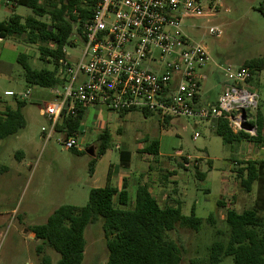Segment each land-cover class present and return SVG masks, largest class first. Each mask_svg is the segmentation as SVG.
Returning a JSON list of instances; mask_svg holds the SVG:
<instances>
[{
  "label": "rangeland",
  "instance_id": "374dc122",
  "mask_svg": "<svg viewBox=\"0 0 264 264\" xmlns=\"http://www.w3.org/2000/svg\"><path fill=\"white\" fill-rule=\"evenodd\" d=\"M220 2L221 11L216 17L187 18L182 24V31L192 41L202 43L211 56L205 68L207 78L202 83L203 98L220 94L226 78L220 66L245 65L251 59L264 58V13L259 9L264 0ZM14 12L24 16L32 14L26 6H2L0 20L8 19ZM211 25H218L222 34L211 35ZM84 46L75 28L66 45L73 59L81 56ZM21 52L30 55L33 65L40 66L38 45L27 43L21 37H8L0 44V108L6 102H14L13 96L6 95L7 90H32L23 108L27 130L21 132L20 139L15 136L0 139V175L3 166L10 168L0 177V264H57L59 253L37 239L30 228L46 223L63 204H87L89 167L92 154L99 146L100 122L110 130L111 141L105 159L114 164L120 163L121 150H128L133 155L134 169L137 163H144L145 155L138 150L141 145L159 139L160 154L155 160L154 155H149V160L158 169L156 183L166 185L155 192L160 204L179 202L186 215L195 206L196 214L205 218L199 230L177 225L169 237L182 248L181 264H206L210 244L217 238L227 239L228 210L242 212L255 203L258 184L254 183L251 191L245 190L237 170L247 160L264 158V139L260 143L243 140L230 148L208 121L196 123L191 118L172 117L163 126L156 114L146 116L135 110L130 117L121 118L115 111H99L91 106L80 123V146L66 149L63 141L70 135L66 130L56 128L48 140L43 136L42 127H49L50 120L41 114V107L54 101L56 96L50 88L27 86L17 61ZM253 84L261 89L258 110L264 115V64ZM80 147L83 151H78ZM197 171L205 173V177L197 176ZM210 215L213 221L207 220ZM102 222L100 218L85 229L82 264H107L109 252ZM217 230L221 232L219 237ZM232 263V258L227 257L220 264Z\"/></svg>",
  "mask_w": 264,
  "mask_h": 264
},
{
  "label": "trees",
  "instance_id": "16d2710c",
  "mask_svg": "<svg viewBox=\"0 0 264 264\" xmlns=\"http://www.w3.org/2000/svg\"><path fill=\"white\" fill-rule=\"evenodd\" d=\"M98 1L13 0L15 5L30 8L32 14L13 13L8 19L0 20V37H21L27 43L38 45L39 59L52 65L51 68L37 67L30 61V55L19 53L17 61L22 66L27 86L52 88L59 82L57 68L59 60L65 56L63 48L70 42L76 27L78 33H83L84 24L92 16ZM259 9L264 13V4ZM263 64L264 58H255L245 65L260 70ZM27 101L17 100L16 108L7 106L0 113V138L16 134L25 127L22 107ZM84 110H80L76 117L68 115L57 128L68 134L77 132ZM256 125V135L244 130L235 133L227 120L218 119L215 133L230 148L243 140L260 143L264 139V115L260 110H257ZM98 140V149L90 161V173L97 158L110 146L109 131H103ZM144 151L158 155L159 141L152 140ZM131 156L130 151H121V164L129 166ZM237 175L247 191L252 190L254 183L258 184L257 198L252 207L242 212L228 210L227 239L217 238L210 244L206 264H220L227 257L232 258V264H264V158L245 161L238 168ZM197 176L204 178L205 173L197 171ZM100 218L103 219L109 252L107 264H181L182 248L169 237V233L177 225L199 230L205 221L196 214L195 206L191 214L186 215L179 202L176 205L160 204L148 183L141 182L134 202H131L127 185L119 190L107 184L91 189L86 205L63 204L54 210L46 223L34 225L30 231L59 253L57 264H82L85 229ZM207 220L213 221L212 215ZM216 234L220 235V230Z\"/></svg>",
  "mask_w": 264,
  "mask_h": 264
},
{
  "label": "built area",
  "instance_id": "2783aa9c",
  "mask_svg": "<svg viewBox=\"0 0 264 264\" xmlns=\"http://www.w3.org/2000/svg\"><path fill=\"white\" fill-rule=\"evenodd\" d=\"M221 7L220 0H99L83 33H78L85 45L81 56L75 60L63 48L59 82L50 88L56 99L42 111L50 120L49 127H42L45 138L53 136L64 113L65 118L76 117L80 110L99 105L115 112L156 114L162 120L225 119L235 133L256 135L262 97L253 84L256 68L220 66L226 78L217 100L201 101L211 56L202 43L182 31V24L187 18L216 17ZM209 33L220 36L222 29L211 25ZM5 93L28 100L31 89ZM80 144L78 134L63 141L66 149Z\"/></svg>",
  "mask_w": 264,
  "mask_h": 264
},
{
  "label": "crops",
  "instance_id": "0c3cea01",
  "mask_svg": "<svg viewBox=\"0 0 264 264\" xmlns=\"http://www.w3.org/2000/svg\"><path fill=\"white\" fill-rule=\"evenodd\" d=\"M10 5H11L12 8H16V6H20V5H15L13 0H0V7H2V6L9 7ZM7 39H8V37H6V38L0 37V44H4V42ZM39 61H40L41 64H40V66L37 65V67H43V66H46V67H49V68L52 67L51 64H46L44 61H42L40 59H39ZM31 93H32V90H31ZM13 97H14V102H12V103H9V102L4 103L1 106V108H0V113L2 111H4L7 106H11L13 108H16L17 100H22L21 98H19L17 96H13ZM217 98H218V96L215 97V98H212L211 95H207L206 97L203 98L202 95H201V101L203 103H206V104L215 102L217 100ZM43 107H41V114L42 115H44L43 112H42L43 111ZM90 107L91 106L85 108V110L83 112V115H82V118L84 117V114L86 113V111ZM93 107H95V108H93ZM93 107H92L93 109H98L99 111H101V110H109L104 105L93 106ZM23 108H24V106L22 107V113H23V115L25 117V120H26L25 127L22 128L16 134L10 135V136L5 137V138H0V139L8 140V138H11V137H14V136L17 139H20L21 136H22L21 132H24L25 130H27L28 120L26 119V115H25V112H24ZM133 112H137V111L133 110V111H126V112H117V114L121 118H126V117H130V115ZM143 114L146 115V116L150 115V114H148L146 112H143ZM169 120H171V119L170 118H167V119H164V120L160 119V121L163 123V126L165 124L169 123L170 122ZM208 122L209 123H213V129H214V132H215L216 121L212 120V121H208ZM98 126L101 129L100 132H99V135L105 130H108L109 133H110L109 128L107 126L104 127L102 122H100L98 124ZM120 130H121V128L118 129V131H120ZM79 131L80 130L78 129V131L73 133V134H78L79 135ZM99 135H98V137H99ZM110 136H111V133H110ZM153 140H158L159 141V139H157V138H154ZM150 142H148L144 146L141 145V147L138 149L140 154H144L145 155L144 156L145 158L142 159L144 161V163L143 164L137 163L136 165H134V169L132 167L133 155L131 156V162H130L129 166H123L121 164V159H120V163L119 164H114V163L111 162V160L108 159V161H107L105 159V158H107L108 151H109L107 149L101 156H99L97 158V162H96V164L94 166V170H93L92 173H90V177H89L90 179L87 181L88 182V184H87L88 185V192H90V190L93 189V188L104 187L107 184H111L113 186H116L119 190H122L124 188V186L127 185L128 186V190H129V194H130V198H131V202H134L135 198H136V193H137V189L139 187V184L141 182H146L149 185L150 191L155 196V198L158 200V198L155 195L156 190L158 188L160 189V188H162L164 186L166 187V185L163 184V185L159 186L158 183H156V179H157L156 178V174L158 172L157 171L158 169L155 166L152 165L154 161H150L149 160V155H152V154H149V153L144 151L145 147L147 145H149ZM80 143H81V139H80ZM78 151H83V148L78 149ZM121 151H128V150H121ZM159 154H160V141H159ZM155 156L156 155H154V160H155ZM92 157H94V154H92ZM23 159H24V154H23V158H21V162L23 161ZM1 171L3 173L0 175V177L4 176V174L8 173L10 171V168H8L7 166H3L1 168ZM81 186H83V184ZM83 188H84V186H83ZM158 202H159V200H158ZM195 211H196V207H195Z\"/></svg>",
  "mask_w": 264,
  "mask_h": 264
},
{
  "label": "water",
  "instance_id": "95a60500",
  "mask_svg": "<svg viewBox=\"0 0 264 264\" xmlns=\"http://www.w3.org/2000/svg\"><path fill=\"white\" fill-rule=\"evenodd\" d=\"M67 105H68V104H67ZM65 116H66V114L64 113L63 116H62V121L64 120ZM89 152L92 154V153H93V152H92V149H90Z\"/></svg>",
  "mask_w": 264,
  "mask_h": 264
}]
</instances>
